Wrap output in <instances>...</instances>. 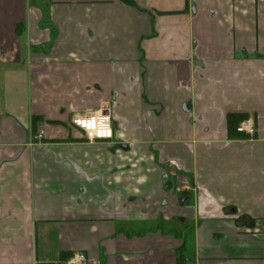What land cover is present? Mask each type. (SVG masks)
Masks as SVG:
<instances>
[{
	"label": "crops",
	"instance_id": "1",
	"mask_svg": "<svg viewBox=\"0 0 264 264\" xmlns=\"http://www.w3.org/2000/svg\"><path fill=\"white\" fill-rule=\"evenodd\" d=\"M131 1L0 0V264H264V0Z\"/></svg>",
	"mask_w": 264,
	"mask_h": 264
},
{
	"label": "built area",
	"instance_id": "2",
	"mask_svg": "<svg viewBox=\"0 0 264 264\" xmlns=\"http://www.w3.org/2000/svg\"><path fill=\"white\" fill-rule=\"evenodd\" d=\"M70 126L82 131L84 138L90 142L95 140H111L113 138L112 124L109 113L104 112L87 115L84 117L75 118L71 121ZM236 132L245 134L249 137L254 134V122L251 119H246L240 122L236 127ZM45 136L44 131H39L33 139L41 141ZM177 190H189L188 187H180ZM85 260L82 254L75 255L69 258L65 264H76Z\"/></svg>",
	"mask_w": 264,
	"mask_h": 264
},
{
	"label": "trees",
	"instance_id": "3",
	"mask_svg": "<svg viewBox=\"0 0 264 264\" xmlns=\"http://www.w3.org/2000/svg\"><path fill=\"white\" fill-rule=\"evenodd\" d=\"M119 1H121L126 5H133V2L131 0H119ZM246 118H247L246 115H241V114H229L227 116V130L230 137H236L238 139H247L246 135L236 132L237 125L243 120H246Z\"/></svg>",
	"mask_w": 264,
	"mask_h": 264
},
{
	"label": "water",
	"instance_id": "4",
	"mask_svg": "<svg viewBox=\"0 0 264 264\" xmlns=\"http://www.w3.org/2000/svg\"><path fill=\"white\" fill-rule=\"evenodd\" d=\"M104 114H106V113L104 112Z\"/></svg>",
	"mask_w": 264,
	"mask_h": 264
}]
</instances>
